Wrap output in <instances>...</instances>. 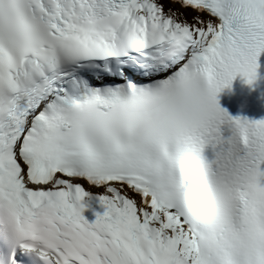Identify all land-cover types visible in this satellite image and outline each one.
Returning a JSON list of instances; mask_svg holds the SVG:
<instances>
[{"label": "snow or ice", "instance_id": "snow-or-ice-1", "mask_svg": "<svg viewBox=\"0 0 264 264\" xmlns=\"http://www.w3.org/2000/svg\"><path fill=\"white\" fill-rule=\"evenodd\" d=\"M176 2L0 0V264H264V0Z\"/></svg>", "mask_w": 264, "mask_h": 264}, {"label": "bare ground", "instance_id": "bare-ground-1", "mask_svg": "<svg viewBox=\"0 0 264 264\" xmlns=\"http://www.w3.org/2000/svg\"><path fill=\"white\" fill-rule=\"evenodd\" d=\"M161 2L163 3V4H165V5H168V2H167V0H161ZM171 6H173V7H175V8H177V10L179 11V12H183L184 13V11H183V9H181V8H179V6H177V5H175V4H170ZM184 8V7H183ZM186 14V13H185ZM186 15H188V17L189 18H191V13L190 14H186ZM82 183H84V182H82ZM84 186L85 187H89L88 185H86V184H84Z\"/></svg>", "mask_w": 264, "mask_h": 264}, {"label": "rangeland", "instance_id": "rangeland-1", "mask_svg": "<svg viewBox=\"0 0 264 264\" xmlns=\"http://www.w3.org/2000/svg\"><path fill=\"white\" fill-rule=\"evenodd\" d=\"M167 2L169 3L168 6H170L173 10L179 12V11L177 10V8H175V7H173V6L170 5V4H171V0H167ZM172 3L178 5V4L175 3V2H172ZM164 6H165V5H164ZM165 8H168V7L165 6ZM187 12H191V11H189V10L187 9V10H185L184 13H186V14H190V13H187Z\"/></svg>", "mask_w": 264, "mask_h": 264}, {"label": "clouds", "instance_id": "clouds-1", "mask_svg": "<svg viewBox=\"0 0 264 264\" xmlns=\"http://www.w3.org/2000/svg\"><path fill=\"white\" fill-rule=\"evenodd\" d=\"M146 130V124L143 122L137 126V131L143 133Z\"/></svg>", "mask_w": 264, "mask_h": 264}]
</instances>
